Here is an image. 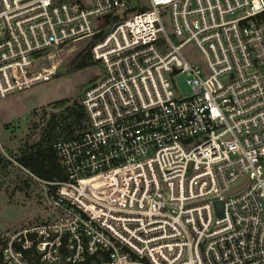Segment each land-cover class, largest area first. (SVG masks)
<instances>
[{
  "label": "built area",
  "instance_id": "2783aa9c",
  "mask_svg": "<svg viewBox=\"0 0 264 264\" xmlns=\"http://www.w3.org/2000/svg\"><path fill=\"white\" fill-rule=\"evenodd\" d=\"M133 2L0 0V97L78 42L103 70L44 125L67 179L0 264H264V0Z\"/></svg>",
  "mask_w": 264,
  "mask_h": 264
},
{
  "label": "rangeland",
  "instance_id": "374dc122",
  "mask_svg": "<svg viewBox=\"0 0 264 264\" xmlns=\"http://www.w3.org/2000/svg\"><path fill=\"white\" fill-rule=\"evenodd\" d=\"M141 1L147 4V0H134L133 4ZM94 44L95 40H87L52 51L44 60L48 67L57 66V76L0 97V226L4 229L41 224L53 214L48 199L50 183L36 178L17 160L45 139L49 132L44 131V125L49 120L58 118L62 123L72 117L73 106L79 105L84 92L101 78L103 70L91 57L83 69L68 73L78 55ZM184 52L197 56L192 44ZM62 100L67 102L56 104Z\"/></svg>",
  "mask_w": 264,
  "mask_h": 264
},
{
  "label": "trees",
  "instance_id": "16d2710c",
  "mask_svg": "<svg viewBox=\"0 0 264 264\" xmlns=\"http://www.w3.org/2000/svg\"><path fill=\"white\" fill-rule=\"evenodd\" d=\"M92 47L93 45H90L83 53L78 55L69 66L68 73L74 70H81L86 66V59L88 57H91L92 59ZM66 102V100H62L56 104H65ZM70 116H75L76 118L74 110L72 111V114L70 113ZM44 138L45 139L42 140L33 150L24 153L17 162L36 178L46 183L64 182L67 179V176L60 160L53 148L45 143V141L47 142L50 138L49 133H45ZM53 190L54 188L52 187V191Z\"/></svg>",
  "mask_w": 264,
  "mask_h": 264
},
{
  "label": "bare ground",
  "instance_id": "6f19581e",
  "mask_svg": "<svg viewBox=\"0 0 264 264\" xmlns=\"http://www.w3.org/2000/svg\"><path fill=\"white\" fill-rule=\"evenodd\" d=\"M61 48H64V47H61ZM61 48L53 49V50H50V51H48V52H43V53L38 57V61H42V60H44V59L46 58V56H47L48 54H50L52 51H54V50H58V49H61Z\"/></svg>",
  "mask_w": 264,
  "mask_h": 264
},
{
  "label": "water",
  "instance_id": "95a60500",
  "mask_svg": "<svg viewBox=\"0 0 264 264\" xmlns=\"http://www.w3.org/2000/svg\"><path fill=\"white\" fill-rule=\"evenodd\" d=\"M219 206H221V204H219Z\"/></svg>",
  "mask_w": 264,
  "mask_h": 264
}]
</instances>
